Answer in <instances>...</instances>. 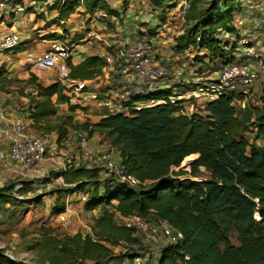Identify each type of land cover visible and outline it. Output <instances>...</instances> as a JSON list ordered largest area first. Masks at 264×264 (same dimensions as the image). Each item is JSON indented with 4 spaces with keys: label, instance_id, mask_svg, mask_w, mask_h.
<instances>
[{
    "label": "trees",
    "instance_id": "obj_1",
    "mask_svg": "<svg viewBox=\"0 0 264 264\" xmlns=\"http://www.w3.org/2000/svg\"><path fill=\"white\" fill-rule=\"evenodd\" d=\"M32 1L55 11L56 20L67 19L78 8L100 22L99 15H104L108 25L111 18L119 16L107 0ZM244 1L149 0V6L163 24L169 11L179 6L184 31L174 39V53L181 55L192 49L199 64L226 65L235 59L232 54L240 40L236 17L247 11L244 5L248 0ZM66 65L72 82L93 80L106 73L112 75V81L120 77L106 71L97 55L78 65L68 59ZM2 81L10 83L6 78ZM20 82L23 87L16 93L27 100L22 113L32 130L55 134L58 144L78 131H86L89 137L100 134L116 150V161L140 182L131 187L81 164L65 165L64 171L48 178L45 184L62 177L67 185L51 191L56 197L52 215L64 212L65 197L73 193L86 194L85 210H97L98 215H92L95 240L80 232L62 237L40 235L28 248L38 254V264H105L143 250L146 245L133 231L116 223L117 214L125 218L136 215L152 224L166 222L183 234L178 243L161 249L158 264H264V146L256 143L264 141V81L258 104L249 102L244 110L236 108L233 97L226 95L190 115L168 104L129 109L127 114L107 110L95 123L74 121L77 107L70 103L69 89L60 80L44 85L30 74L28 80ZM170 94L171 89H160L149 97ZM57 104H66L72 114L58 115ZM245 132L253 135V142ZM201 169L209 173L208 179L199 178ZM26 188H18V193ZM231 232L237 233L239 245L230 243ZM116 247L124 249L122 255L114 254ZM0 264L15 263L0 250Z\"/></svg>",
    "mask_w": 264,
    "mask_h": 264
},
{
    "label": "built area",
    "instance_id": "obj_2",
    "mask_svg": "<svg viewBox=\"0 0 264 264\" xmlns=\"http://www.w3.org/2000/svg\"><path fill=\"white\" fill-rule=\"evenodd\" d=\"M24 1L0 0V13L22 12L25 10ZM183 7L185 8L186 5L183 4ZM99 16L103 20L101 24L104 27L107 17ZM86 37L99 39L95 28L89 29ZM19 41L17 33H0V53L12 52L19 45ZM238 44L242 47L244 60L222 65L216 81L197 85L187 95L171 93L162 98L149 97V94L160 90L161 83L168 79V74L163 68L153 65L154 45L150 41L136 40L132 45L118 49L117 52L108 51L100 56L106 65V71L119 75L124 84L120 90L110 88L102 94L98 90L86 86L84 81L72 82L68 79L69 71L66 62L70 58L71 50L69 45L60 40L50 41L45 51L27 60L37 69H58V79L62 83L67 82L66 88L69 89L70 103L75 102L77 107L90 106L93 103L114 114H127L129 109L141 110L170 104L179 106L180 113L190 115V111L185 106L186 101L190 99L205 104L230 95L233 97L232 102L235 107L241 110L246 109L249 102L252 101L251 89L260 80L264 81V65L256 61L260 56L250 45L249 39L241 38ZM254 60L258 63L257 67L253 65ZM138 98L143 99L139 100ZM82 101H84V106L81 104ZM257 104L255 102V105ZM89 139L86 131H78L73 136L65 138L61 145L68 151L76 150L81 164L86 168L98 169L103 175L131 187L140 185V182L128 174L116 161L117 152L113 147L105 143L96 149L89 144ZM55 142L56 140H53L51 135L40 134L32 130L20 115L0 108V167L12 162L25 170L34 169L45 161L46 154L51 151ZM56 164L60 165L57 172L65 170V165ZM40 177L42 174L36 172L32 178ZM52 181L67 187L62 177L50 179L49 183ZM75 194L79 201L87 200L86 194ZM71 196L72 194L65 197L64 212L56 215L60 219L62 228H69L74 217L75 212L71 207V200H69ZM257 201L255 199V202ZM116 216V223L132 230L133 236L139 238L147 247L144 252L139 250L130 252L132 255L125 256L120 264H158L155 261V256L161 253V249L167 245H174L183 238L180 231L172 229L166 222L152 224L136 215L127 218L118 214ZM255 218L259 219L257 214ZM87 234L95 240L91 228H87ZM187 259L188 257H185V260Z\"/></svg>",
    "mask_w": 264,
    "mask_h": 264
},
{
    "label": "rangeland",
    "instance_id": "obj_3",
    "mask_svg": "<svg viewBox=\"0 0 264 264\" xmlns=\"http://www.w3.org/2000/svg\"><path fill=\"white\" fill-rule=\"evenodd\" d=\"M28 1L29 0L24 1L25 6L28 5ZM142 1L145 0H122L123 5L119 6L118 8L120 12L119 16H121L126 13L127 9H129V5H134V7L137 8L136 10L134 9L135 11H141L140 18L142 21H137L136 19H134L131 22H126V18L120 17L118 18L117 23L119 26L115 25L116 23L114 25H108V23L105 22L104 27L107 28V30L102 32V36H104V38L109 41H115V45H113V47H106L105 49H111V51L117 52L118 49H116V47L119 45V42H126L127 39L129 42H134L137 37L146 39L156 38L157 40L156 44L154 45V52L152 57L153 65L157 67L162 66L171 74H173V72L175 71L179 72L177 78L180 80L183 86H179L177 83L171 82L170 84L174 88L189 87L192 89L196 85H202L207 82V80L215 78V73L218 71L219 74V71L222 67L219 62L215 64H208L206 62L199 64L193 59L196 51L192 49L186 51L181 55L174 53L172 49L174 39L178 35L182 34H178L180 31H184V23L181 19L180 12H169L166 17V23L163 24L161 23L158 16L153 12V10L151 8L149 9L145 7V4L142 3ZM254 3H258L259 5L264 6V0H254ZM258 13V11H255V13L252 14V21L245 18L244 21H240V24L236 23V28H240L237 29L239 39L247 38V35H244L241 32L242 30L247 28H257L260 33H264V16L263 18L261 17L260 20V18L256 17ZM150 14H152V16H149ZM39 15L44 16L42 14ZM131 16L133 18L135 17L133 15ZM14 24L19 25L17 23ZM132 25L136 26H133L132 28ZM136 30H138V32ZM153 32H156V34L152 35ZM84 33L86 34L85 30L81 31V34ZM231 40L233 39H230V41ZM250 40H252V38H250ZM256 40H261L260 45L255 46V41H251L250 45L255 47L258 56H260L259 60L256 59V61H259V64L264 65V38H262L261 36ZM237 46L239 47V44ZM235 54H237V52H235ZM238 59L239 58H236V60ZM256 61L254 60V62L258 65ZM51 72H53L54 75L59 78L58 69L51 70ZM106 77V75H103L101 77L102 86L99 89L100 91H105L107 88H111L112 86L116 85V83L112 82L111 80L108 81L110 82L108 85ZM167 78H169V74ZM9 81L10 83H7L6 81H2V78H0V91H3L5 93L10 91L16 92L23 87L20 81ZM262 84L263 82L259 81L257 85L252 89V101L250 102V104H255L259 96V88ZM100 94H102V92ZM72 104H74L73 106H75L76 103L74 102ZM81 104L83 105L84 101H82ZM90 107L91 106H79L76 110L78 111V114H85L86 112H88L89 114L95 115H99L107 111L106 108L97 107L95 106V104H93L91 108ZM74 121L76 120L74 119ZM244 135L247 137V139H249L250 142H253V135L247 132H245ZM256 143L264 146V141L261 139H259ZM51 150L54 152V154H46L45 159L53 157L55 159H59L60 163L66 166L70 164L75 166L82 163L77 154L76 156L71 155L73 153L70 154V151L64 149L61 143L58 144L57 142H55ZM59 166L60 165L57 164H54L53 166L52 163H50L49 166L44 168V174H42V177L38 179L26 180L19 177L9 178L6 176H0V250L15 264H38V254L34 251H30L28 248L31 247L34 242L40 237V235L44 233L56 237H62L64 235H72L78 232L85 234L87 233V228H91L93 212L86 211L84 207L85 202H81L79 200L76 201V196L71 202V207L75 213L74 217L72 218L71 226L69 228H62L60 225V219L56 215L51 214V208L54 206L56 198L53 197L51 198L52 200L50 199V197H52L51 191L53 192V190L62 187V185L57 182H51V187L47 188L45 182L46 180H48V178L54 176ZM184 166L186 167L187 164ZM186 169H188V167H186ZM199 178L208 179L209 173L201 169ZM13 186L15 187L10 191L9 189ZM24 186H27L26 191L24 193H18V188ZM69 195L70 194H67L66 196ZM96 212L98 211L96 210ZM116 218L117 216L115 217V219ZM230 243L234 246L239 245V237L237 233L231 232ZM146 250L147 248L145 246L143 250L139 251ZM123 251L124 249L121 247H116L113 249V252L116 255H122ZM160 257V253L157 254V256H155V261L158 262L160 260ZM120 262L121 260L117 258L116 260L105 264H120Z\"/></svg>",
    "mask_w": 264,
    "mask_h": 264
},
{
    "label": "crops",
    "instance_id": "obj_4",
    "mask_svg": "<svg viewBox=\"0 0 264 264\" xmlns=\"http://www.w3.org/2000/svg\"><path fill=\"white\" fill-rule=\"evenodd\" d=\"M107 1L109 5L113 9L117 10L118 12H119V9H118L119 6L123 5L122 0H107ZM145 1H142V3L145 4V7L150 9L151 7L149 6V0H145ZM245 2L246 0L244 1V3ZM246 4L244 6L247 7V11L245 12L244 10L239 13V15L236 17L237 23L240 24L241 23L240 21H244L245 18L250 19V21H252L253 19L251 18V16L252 14H254L255 11L259 12L256 15L257 18H260V20H261V17L263 18L264 6L259 5L258 3L255 4L254 0H248ZM128 8L129 9L126 10V13L124 15L118 16L117 18L113 17L111 20V24L114 25L116 23L115 25H118L117 24L118 18L120 17L126 18L125 19L126 22H131L134 19H136L137 21H142L140 18L141 11L139 10L135 11L137 8H135L134 5L133 6L129 5ZM172 11H178L180 12V15H181L179 6H177L175 9H172L169 12H172ZM39 14H42L44 16H40ZM131 15L135 17L133 18ZM56 16L57 14L55 11L49 12L45 5H42L41 3H36L32 0L28 1V5L25 6V10L22 12H19L16 14L0 13V33L1 34L17 33L20 38L19 45L12 52L3 53V54L0 53V72L1 73L3 72L0 78H6L8 80H13V81H23V80H28L30 77V74H33L44 85H48L54 82L56 79H58V77L54 75V73L51 72V70L37 69L33 67V64L31 62H28L27 60L28 58H34L37 54H40L41 52L45 51L49 45V42L52 40H60L63 43L69 45L70 50H71L69 60L73 65H78L79 63H81L83 60H85L89 56H94V55L102 56L104 53L111 51V49L106 50L105 49L106 47L111 48L113 47V45H115V41H109L105 39L104 36H102V32L107 30V28L103 29L104 28L103 25L101 24L100 21L97 20L95 16L84 14L82 8H78L74 14L70 15L67 19H64V20H56ZM149 16H152V14H150ZM14 23H17L19 25H15ZM133 26H136V25H132V28ZM91 28H95V30L98 33L99 39H89L86 37L85 33L81 34V31L85 30L87 33L88 30ZM116 28H121V27H116ZM134 28H137V27H134ZM237 29H240V28H237ZM256 30L257 28H247V29L242 30L241 32L244 35H247V38H249V40L250 38H252L250 42L255 41V46H258L260 45L261 40H256V39L261 36L262 38H264V33L263 32L260 33L258 30L257 31ZM136 31L138 32V30ZM180 33L182 32L180 31L178 34ZM50 36H53V37H50ZM136 40L150 41L152 42L153 45H155L157 39L156 38L146 39L142 37H137ZM134 42H129L128 39L126 40V42H119V45L116 47V49L120 50L123 47L132 45ZM235 52H237V54H235ZM235 52H233L232 54L233 57L235 58L233 63L234 62L237 63V62L244 60L242 47L240 46L237 47ZM236 58H239V59L236 60ZM254 63L255 62H253V65L257 67V64L256 63L254 64ZM160 67L163 68L169 74V78L161 83V90L171 89V93L187 95L193 89L189 87L188 88H184V87L174 88L170 84L171 82H175L179 86H183V84H181L180 80L177 78V75H179V72L175 71L173 72V74H171L164 67L162 66ZM215 74H216V77L211 78L210 80H207V82L216 81L218 79V71ZM106 76H107L106 80L109 85L110 82L108 81L111 80L112 75H110L109 77L108 74L106 73ZM101 77L95 78L93 80H86L84 81L85 85L91 89H96L100 92L99 89L102 86ZM112 82H115L116 85L112 86L111 89L120 90L124 85L123 80L120 77L119 79H116L115 81H112ZM62 84L65 87H67L68 85L67 82L66 83L63 82ZM53 101H55V98H53ZM26 103H27V100L24 97L18 96L15 91H10L7 93L0 91V108L12 114L20 115L24 120H26L25 119L26 114L22 113V111L25 110ZM90 106L92 107L93 103H91ZM185 106L190 111V113H192L196 109L203 108L204 104L190 99L186 101ZM55 108H56L57 114L60 116L67 117L72 114L68 110V106L66 104H57ZM77 112L78 111L75 110L73 115H74V119L78 123H83L88 120H90L89 122L95 123L105 113L104 112L99 115H95V114H89L88 112H86L85 114L84 113L78 114ZM26 121L30 125V121L28 120ZM51 137L53 140L57 139L56 138L57 136L55 134H52ZM105 143L106 142L104 141L102 135L97 134V133L93 134L89 139V144L93 148H96V149H99ZM69 153L70 154L73 153L71 155L76 156L75 151L74 152L70 151ZM48 154L52 155L54 154V152L51 150ZM50 163H52V165L54 166V164L60 163V160L55 159L53 157L46 158L45 161L38 164L34 169H31V170H25L21 166L10 162L5 166L0 167V176H6L9 178L19 177V178H24L26 180H32L33 179L32 177L35 175L36 172H38L39 174H44V168L49 166ZM52 182H55V181H52ZM45 185L47 186V188H50L51 182ZM75 196H76L75 193L72 194V196L70 197L71 202L74 200ZM53 197H55V195H52L50 199ZM75 200L78 201L77 196ZM92 212L94 216L98 215V212H96V210Z\"/></svg>",
    "mask_w": 264,
    "mask_h": 264
}]
</instances>
